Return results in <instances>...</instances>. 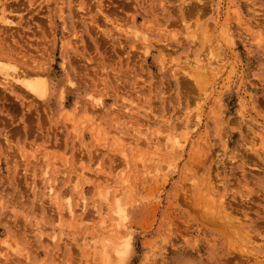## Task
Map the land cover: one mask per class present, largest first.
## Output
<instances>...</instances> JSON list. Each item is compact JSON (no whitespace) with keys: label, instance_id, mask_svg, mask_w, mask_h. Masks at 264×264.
Returning <instances> with one entry per match:
<instances>
[{"label":"rangeland","instance_id":"obj_1","mask_svg":"<svg viewBox=\"0 0 264 264\" xmlns=\"http://www.w3.org/2000/svg\"><path fill=\"white\" fill-rule=\"evenodd\" d=\"M0 264H264V0H0Z\"/></svg>","mask_w":264,"mask_h":264},{"label":"bare ground","instance_id":"obj_2","mask_svg":"<svg viewBox=\"0 0 264 264\" xmlns=\"http://www.w3.org/2000/svg\"><path fill=\"white\" fill-rule=\"evenodd\" d=\"M3 18V17H2ZM2 21V20H1ZM4 21V20H3ZM6 24V23H5ZM7 77V76H6ZM12 79H15L16 78H12ZM6 81H8V79L6 78ZM14 82V81H13ZM38 82V81H36ZM35 84H32V85H29V89L28 90H31L32 92L36 93L38 96L42 97V98H45L47 96V87H46V82L42 80V82H38Z\"/></svg>","mask_w":264,"mask_h":264}]
</instances>
